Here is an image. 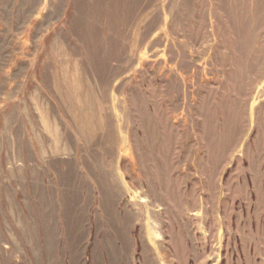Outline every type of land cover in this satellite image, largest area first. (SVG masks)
<instances>
[{
  "label": "rangeland",
  "instance_id": "obj_1",
  "mask_svg": "<svg viewBox=\"0 0 264 264\" xmlns=\"http://www.w3.org/2000/svg\"><path fill=\"white\" fill-rule=\"evenodd\" d=\"M0 264H264V0H0Z\"/></svg>",
  "mask_w": 264,
  "mask_h": 264
},
{
  "label": "crops",
  "instance_id": "obj_2",
  "mask_svg": "<svg viewBox=\"0 0 264 264\" xmlns=\"http://www.w3.org/2000/svg\"><path fill=\"white\" fill-rule=\"evenodd\" d=\"M19 63L20 64H22V63H33V61H31L29 59V57L26 56V57H23L22 59H20ZM56 74L57 73H55V74L52 73L51 82L45 81V78H44V80H43L44 82H42V85L47 87V88H50V89H53V88L57 87V82H56V76L57 75ZM9 76H10V78H12L13 74L11 73V74H9ZM14 76H15V78H19L20 79V81H21L20 84L21 85H23L28 80V73H25V74L22 73L20 75L14 73Z\"/></svg>",
  "mask_w": 264,
  "mask_h": 264
}]
</instances>
